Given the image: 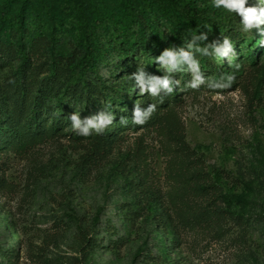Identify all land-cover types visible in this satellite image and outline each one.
Listing matches in <instances>:
<instances>
[{"label": "rangeland", "instance_id": "1", "mask_svg": "<svg viewBox=\"0 0 264 264\" xmlns=\"http://www.w3.org/2000/svg\"><path fill=\"white\" fill-rule=\"evenodd\" d=\"M242 20L212 0H0V264H264V24ZM74 112L112 119L85 136Z\"/></svg>", "mask_w": 264, "mask_h": 264}, {"label": "clouds", "instance_id": "2", "mask_svg": "<svg viewBox=\"0 0 264 264\" xmlns=\"http://www.w3.org/2000/svg\"><path fill=\"white\" fill-rule=\"evenodd\" d=\"M246 4H248V0H212V6L214 8H223L229 13L236 12L240 14L243 17L242 23L246 29H251L253 27L258 28L260 25L264 24V0H260L261 6L259 7H246ZM200 39H204V37L201 36ZM232 49V42L228 38H225L223 45L217 47L215 49V52L218 57H225L232 51ZM201 51L206 52V50ZM159 60L165 61L166 63L173 66L177 64L180 60L198 63L195 60L194 54L191 51H182L180 53V56L178 57L177 54L172 50H165L163 55L159 57ZM197 79L200 78L198 77ZM200 82H202V79L200 80ZM156 83L162 85L163 87H168L169 81L167 79L157 80ZM151 94L153 96L157 94L156 88L152 89ZM150 110L153 109L150 107ZM140 116L141 112L139 111V108L137 106V108L134 110V123L144 122L143 120L139 119ZM69 119L71 120V126L74 131L80 129L81 131H77L78 134L87 136L90 134L89 129H93L97 133L101 132L103 127L106 126V124L111 123L112 117L105 116L103 113H101L98 117L85 118L84 120H82L80 114L74 112ZM82 125L86 126L82 127Z\"/></svg>", "mask_w": 264, "mask_h": 264}, {"label": "trees", "instance_id": "3", "mask_svg": "<svg viewBox=\"0 0 264 264\" xmlns=\"http://www.w3.org/2000/svg\"><path fill=\"white\" fill-rule=\"evenodd\" d=\"M203 37H204V39H200V42H201V46H202V50H206V52L208 51V48H209V39L207 38V36L206 35H202ZM205 53V52H204ZM80 63H78V65H79ZM164 79H167L168 81H169V84H168V87H170V86H172V85H174V81L172 80V79H169V78H164ZM164 79H162V80H164ZM155 84L157 85V87H163L162 85H160V84H157L156 82H155ZM213 193H214V195L217 197V196H219V195H217V191H216V189L213 191ZM235 196V195H234Z\"/></svg>", "mask_w": 264, "mask_h": 264}]
</instances>
